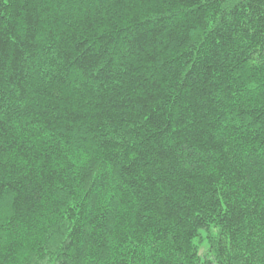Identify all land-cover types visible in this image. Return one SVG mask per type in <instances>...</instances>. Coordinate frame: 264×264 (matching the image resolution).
Masks as SVG:
<instances>
[{
    "label": "trees",
    "instance_id": "1",
    "mask_svg": "<svg viewBox=\"0 0 264 264\" xmlns=\"http://www.w3.org/2000/svg\"><path fill=\"white\" fill-rule=\"evenodd\" d=\"M0 264H264V0H0Z\"/></svg>",
    "mask_w": 264,
    "mask_h": 264
}]
</instances>
